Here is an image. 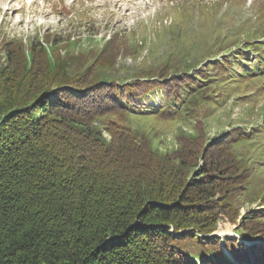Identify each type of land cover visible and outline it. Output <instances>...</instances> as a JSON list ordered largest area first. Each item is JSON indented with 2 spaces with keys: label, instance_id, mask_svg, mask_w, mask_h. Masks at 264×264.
Segmentation results:
<instances>
[{
  "label": "rangeland",
  "instance_id": "obj_1",
  "mask_svg": "<svg viewBox=\"0 0 264 264\" xmlns=\"http://www.w3.org/2000/svg\"><path fill=\"white\" fill-rule=\"evenodd\" d=\"M39 62L63 67L66 93L104 113L106 139L103 116L122 119L176 180L209 164L235 175L215 191V233L243 242L248 216L264 231V0H0V64ZM259 234L241 245L246 261L223 246L222 264H264Z\"/></svg>",
  "mask_w": 264,
  "mask_h": 264
},
{
  "label": "trees",
  "instance_id": "obj_2",
  "mask_svg": "<svg viewBox=\"0 0 264 264\" xmlns=\"http://www.w3.org/2000/svg\"><path fill=\"white\" fill-rule=\"evenodd\" d=\"M50 67L0 64V264H222L223 246L246 261L243 242L215 233V191L235 175L209 164L176 180L122 119L103 116L115 128L106 139L104 113L88 96L77 105L64 68ZM91 78L98 88L109 82ZM253 218L240 238L264 233Z\"/></svg>",
  "mask_w": 264,
  "mask_h": 264
},
{
  "label": "water",
  "instance_id": "obj_3",
  "mask_svg": "<svg viewBox=\"0 0 264 264\" xmlns=\"http://www.w3.org/2000/svg\"><path fill=\"white\" fill-rule=\"evenodd\" d=\"M256 238H257V237H256ZM256 238H255V239H256ZM255 239H254V240H255ZM253 243H254V241H252V246L254 245ZM263 244H264V243H263Z\"/></svg>",
  "mask_w": 264,
  "mask_h": 264
}]
</instances>
